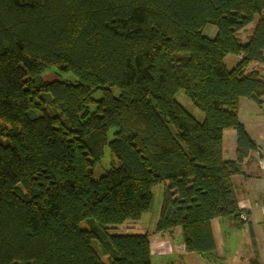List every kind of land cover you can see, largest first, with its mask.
I'll return each instance as SVG.
<instances>
[{"label": "trees", "instance_id": "obj_1", "mask_svg": "<svg viewBox=\"0 0 264 264\" xmlns=\"http://www.w3.org/2000/svg\"><path fill=\"white\" fill-rule=\"evenodd\" d=\"M261 63L264 0H0V264H106L94 243L110 264H153L150 234L109 230L159 184L153 233L218 259L212 221L247 222L233 177L258 145L239 107L264 104ZM52 67L76 83L42 80ZM106 147L118 164L95 178Z\"/></svg>", "mask_w": 264, "mask_h": 264}, {"label": "rangeland", "instance_id": "obj_2", "mask_svg": "<svg viewBox=\"0 0 264 264\" xmlns=\"http://www.w3.org/2000/svg\"><path fill=\"white\" fill-rule=\"evenodd\" d=\"M256 22V21H255ZM248 28L240 32V36L244 38L245 34L247 33ZM216 27L214 26H207V28L204 30V33L208 35L209 37H214L216 35ZM248 38V37H247ZM234 62V58L232 59H227L228 66L232 67ZM41 79L44 81H52V80H60L68 83H76L77 78L70 72H61L57 70L55 67L49 68L47 71H45L41 75ZM42 99L48 104L49 102V97L46 94L41 93L40 94ZM177 100L191 113L193 114L197 119L202 120L204 118V114L197 109L193 103L189 100V98L186 97L183 91L179 92L177 94ZM246 100V101H243ZM251 102L248 99H241L240 101V107H239V119L241 118L243 121H245V128L246 130L251 132L253 137L256 139V143L258 145V149L264 154V125H259L253 123L252 115L251 113L256 111L252 109L253 104L251 102L250 106L247 108V103ZM245 105L246 107H242ZM53 113H56L54 109H49ZM258 111V110H257ZM241 121V120H240ZM242 122V121H241ZM111 134V133H110ZM111 137V135H109ZM253 139V138H252ZM117 159L113 156V154L110 151L109 147L105 148L104 151V156L101 160L100 163L96 164L92 170L95 178H99L101 175H103L109 168L112 167V165H117ZM164 192H165V186L164 184H159L155 186L152 189V194H153V204L152 208L149 212L143 214L141 219L139 220H128L125 223L121 225L115 226L113 229L109 230L110 234H150L155 235L157 233H153L155 230V227L158 223L159 217H160V211H161V206L163 202V197H164ZM248 218V217H247ZM81 228H86L87 223L82 222L80 224ZM216 237H217V246H216V255L219 257L218 259L215 260H209L206 259L203 256H200L195 253H187L182 250L181 244H178L180 241V236L178 241H175L172 236H165V238L171 240L173 239L172 247L167 246V244L161 246V250L166 252V257H154L153 259V264H220V257H226L228 261L225 262V264H235V257H236V251L239 249L238 247L240 244L243 243L244 240V229H247L246 225L243 227H226V235H227V245L223 246L221 240V233L219 234L217 232V226H214ZM246 237V236H245ZM164 238V239H165ZM223 238V236H222ZM153 240V251L156 250L157 243L156 241ZM248 241V238L246 239ZM178 245V247H176ZM94 248L96 251L99 253L103 261H105L106 264H110L108 260V256L105 254L104 250L100 247L99 244L94 243L93 244ZM160 246V245H159ZM224 247V250H223ZM241 255V253H240ZM243 255L246 256V253H243ZM250 264V263H249Z\"/></svg>", "mask_w": 264, "mask_h": 264}, {"label": "crops", "instance_id": "obj_3", "mask_svg": "<svg viewBox=\"0 0 264 264\" xmlns=\"http://www.w3.org/2000/svg\"><path fill=\"white\" fill-rule=\"evenodd\" d=\"M254 27L255 23H252L247 26L249 31H247L244 38H242V36H240V38L243 41H246L247 37L251 35L252 29ZM258 67L264 75V63L259 64ZM251 102L246 104L247 108L248 106H250ZM251 105L253 110H255L256 108V111L251 113L253 123H259V125H264V104L262 106H258L254 103ZM242 107L244 108L246 106L243 105ZM240 120L245 125V121H243L241 118ZM249 134L253 138V140L256 141L250 131ZM236 141V132L233 129L225 130L224 149L226 151L228 159H234L236 157ZM233 184L235 187L239 207L244 210L248 217V220L245 223L247 229H244L243 233V236L245 235L246 237L244 236L243 243L240 244V246L238 247L239 249L236 251L235 264H249L250 261L256 256L258 257L261 264H264V154L260 151V149H258V151L256 152H251L250 157L245 159L242 164V173L233 177ZM215 225L217 226V232L219 234H222L220 240L222 242V245H227V231L225 228H237L238 225H236V223L230 219H214L212 221V230L216 246L217 237L214 229ZM244 226L241 227L244 228ZM176 234L180 236L179 229H175L174 235L172 236L175 241H178L179 237H177ZM165 236H167L166 233H157L155 235L150 236L152 259H154V257L156 256L162 258L166 257V252L161 250L162 245L167 244L169 248L170 246L172 247L173 239H166ZM153 238L154 241H156L157 243L156 247H158L155 251H153ZM247 238L248 241H246ZM178 244H181V246H183L182 242H179ZM176 247H178V245ZM243 253H246V256L243 255ZM219 261L220 264H225L228 259L224 256L220 257Z\"/></svg>", "mask_w": 264, "mask_h": 264}, {"label": "built area", "instance_id": "obj_4", "mask_svg": "<svg viewBox=\"0 0 264 264\" xmlns=\"http://www.w3.org/2000/svg\"><path fill=\"white\" fill-rule=\"evenodd\" d=\"M240 217H241V219L244 220V221H247V220H248V218H247V214H246V213H241ZM182 247H183L182 250L185 251L184 246H182Z\"/></svg>", "mask_w": 264, "mask_h": 264}]
</instances>
